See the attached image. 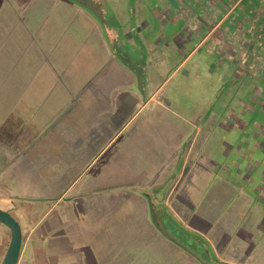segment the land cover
Wrapping results in <instances>:
<instances>
[{"label":"rangeland","instance_id":"1","mask_svg":"<svg viewBox=\"0 0 264 264\" xmlns=\"http://www.w3.org/2000/svg\"><path fill=\"white\" fill-rule=\"evenodd\" d=\"M86 1L90 8L54 0L51 11L42 17L47 7L44 10L41 5L36 6L35 2L32 4L31 0H0V208L7 211L16 209V205L27 201L28 193L43 194L37 188L29 189L37 179L54 181L58 178V186L51 194L58 193L69 179L66 175L71 169L67 164L65 148L52 140L83 132L84 112L91 101L81 96L78 101L65 104L66 95L49 94L40 102L41 93L30 90L49 85L59 87L60 82H57L58 76L53 69L62 66L61 70H57L61 82L69 81L67 76H71L74 84L79 85L86 73H92L87 80L92 87L105 85L110 89L119 85L121 79L126 83L124 86L137 87L141 95L145 94V100L150 91L157 90L155 94L160 95V102L150 100L141 106L143 99L136 104L133 115L125 118L117 137L93 167L81 169L79 177L82 181L83 177L85 179L91 174L92 169L99 166L101 160L106 159L109 161L106 170L108 175H122L125 178L127 174L120 171L114 159L111 161L120 152L124 157L127 155V158L136 154L138 157L149 156L153 160L154 156L156 162L161 156L168 158L169 155L165 153L171 150L178 153V157L173 159L175 169L166 168L163 183L159 187L139 185V192L143 196L151 195L155 200L149 219L150 229L154 222L160 221V229L155 226L157 230L154 234L157 233V237L163 241L173 242L166 245L171 249L170 256H155L163 259L157 264H264V244L253 249L256 251L253 254L249 251L241 256L234 252L230 259L224 255L226 249L214 252L210 247V242L217 238H221L219 241L225 238L227 244L231 240L236 242L239 226L243 225L245 229L248 226L250 229L249 217L245 222L239 219L244 216L245 206H248L252 197L251 192L254 189L260 190L259 195L264 192V172H258L264 171V80L263 77L248 74L249 69L262 68L264 63L248 62L249 52L236 40L232 41L235 54L241 57L237 59V77L232 76L231 67L227 70L224 63L218 65L214 56L209 61L204 52L212 49V45L200 47L194 51L193 56L185 59V53L193 48L196 37L187 43L181 41L184 42L181 51H172L171 54L165 51L167 54H163L162 58H155L146 46L144 48L135 44L138 42L136 36L132 37L135 40L132 43V38L125 35L128 33L127 24L131 25L137 19L131 10L133 0ZM195 1H198L199 6L203 5L201 10L205 12L201 23L209 30L218 17L208 15L205 0H189V7H193ZM117 3H122L124 8H118ZM31 11L35 14L32 21L37 22L38 19L41 25L29 32L26 27L30 28ZM186 15L189 19L196 16L191 13ZM89 16L94 22L88 19ZM147 16L140 15L141 24L146 22ZM149 18L154 24L164 20L169 34L174 26L180 27V20H176V16L162 14L158 9H153ZM181 18L183 26L185 15L182 14ZM153 30L154 27H151L150 38L153 37ZM216 33L223 34L221 31ZM135 34L138 35L137 32ZM236 39L238 42L239 38ZM170 40L172 43L179 42L176 39ZM167 42V38H164L159 44ZM38 45L49 48L41 53ZM223 46L226 49H222L227 52L228 46ZM65 47L68 52L64 51ZM229 49L230 52L234 51L232 46ZM112 55L118 56L122 66L132 69L134 86L128 84L130 78L127 76L112 74L117 71ZM212 62L216 67L211 71ZM148 69L154 75L151 80L145 78ZM57 104L63 105L62 109L49 121L52 115L50 109ZM72 108L74 110L68 113ZM226 118L239 124L234 128L225 125L223 123L227 121ZM209 121L216 123L212 133H209ZM228 127L232 130H228ZM208 135L209 139L205 141ZM213 135H216L215 143L212 141ZM42 136L51 138L41 141L39 138ZM201 142L204 154L208 152L213 155L220 165L215 173L210 172L205 176L200 190L196 192L194 202L198 201V206L192 208V217L200 220L201 224L194 228L190 224L192 220L189 213H182L183 220L179 221L163 203L169 184L177 175L179 156L183 157L188 146L195 149ZM131 150L135 151L134 154ZM191 157L192 154L189 156L188 167ZM140 160L142 167L144 160ZM30 161H40L43 165L30 166ZM224 169L231 170L229 175L233 180H227V174L221 172ZM135 175L132 174L131 178L137 182L140 177L142 180L144 173L136 179ZM241 184L244 185L242 188ZM177 192L174 196L172 192L168 195L171 203ZM256 212L255 208H251L247 216ZM139 224L137 232L140 236L153 239L152 229L146 235L143 221ZM225 259L229 262H225Z\"/></svg>","mask_w":264,"mask_h":264},{"label":"crops","instance_id":"2","mask_svg":"<svg viewBox=\"0 0 264 264\" xmlns=\"http://www.w3.org/2000/svg\"><path fill=\"white\" fill-rule=\"evenodd\" d=\"M61 1L71 4V6L74 3H71V0ZM31 2L32 4L35 2L36 6L41 5L44 10L47 7L45 14L42 16L45 17L46 13L51 11L54 0H31ZM205 2L207 3L208 15L218 17L209 30L201 23L205 11L201 10L203 5L199 6L198 1L194 2L193 7H189V0H133L131 10L137 15V19L133 20V24H127V29L130 28V30L126 29L128 33L125 35L129 38L136 36L138 42L135 44L144 48L146 46L149 53L154 54L155 58H162L163 54H167L165 51L168 54H171L172 51H181L184 42L187 43L192 37H196V42L193 48L189 50L190 52L185 50L187 51L185 59L193 56L194 51H198L200 47L207 44L212 45V49H207V52H204L205 55L209 57V61L210 57L214 56V61L218 65L224 63L227 70L231 67L233 77H237L236 64L237 59L241 57L235 54V46L232 41L236 40V43L249 52L248 62L264 63V0H254V2L249 0L246 3H243V0H226V2L225 0H205ZM117 6L118 8H124L122 3H117ZM88 8H90L89 5ZM153 9H158L162 14L176 16V20H180V27L174 26L175 28L171 29L172 32L169 34L166 31L168 27L164 26V20L161 23L154 24L149 18V15L153 13ZM30 13H32L30 24H28L30 28L26 27V29L32 32L41 24L38 19L37 22L32 21L35 14L32 11ZM187 13L196 16L189 19ZM253 13L255 15H252ZM182 14L185 15L183 26L181 25ZM140 15H148L146 22L143 24L139 21ZM242 15L241 20L233 21L234 17L238 19ZM88 19L93 21L90 16ZM163 19L165 18L163 17ZM226 19L233 24H227ZM151 27H154V34L150 38ZM205 29L208 32H205ZM217 31H221L223 34L219 35L216 33ZM136 32L138 35L135 34ZM133 38L132 43L135 41ZM164 38H167L168 42L164 43L165 45L159 44ZM236 38H239L238 42ZM170 39H176L179 42L172 43ZM223 45L228 46L227 52L225 51L226 47ZM229 46H232L233 52H230ZM223 47L225 49H222ZM48 48L49 46L38 45V50L41 53L47 51ZM64 51H67L66 47ZM149 57L150 54H148ZM111 59L115 61L114 67L117 69L116 73L112 74L120 77L127 76L130 78L128 84L134 86L135 79L132 75V69L122 66L117 55H112ZM211 65L212 71L216 66L214 62ZM61 68L62 66H59L57 70H61ZM57 70L54 68L53 72L58 76V79L54 74L53 77L56 78L57 82H60L59 87L49 85L30 89L41 93V96H39L40 102H43L49 94H63L67 96L65 104L70 101H78L81 96H85L86 100L91 101V103L84 112L85 128L83 132L59 136L57 139L52 140L63 149L65 148L67 153L65 157L71 172L66 175L69 179L64 183V187L58 193L51 194L58 186V178L54 181L37 179L29 189L37 188L43 191V194L28 193L27 201L16 205V209L9 210L18 220L21 228V246L16 264H157L158 261L161 262L163 259L157 257L170 256L171 249L166 245L173 242L163 241L162 238L157 237V233L154 234L155 230L160 229L158 227L160 221L154 222V226L151 227L153 239H149L148 236L144 235L141 237L137 232L140 226L139 222L143 221V225L146 227L145 234L149 235L148 232H151L149 219L151 220V212L155 205L153 196H143L139 192V185L159 187L163 183L166 168L175 169L173 159L178 157V153L171 150L169 153H165V155H169L168 158L161 156L156 162L154 156H152L153 160H150L149 156L148 158L147 156L138 157L133 150L131 151L134 156L131 155L133 157L130 158H127V155L124 157L120 152L111 161L115 160L120 171L127 174L125 178L122 175L110 177L106 172L109 161L103 159L98 167L92 169L88 177L85 179L83 177L82 181L79 180L81 169L85 167L84 170H86L88 167H93V164L102 156L103 151L107 149L108 145L122 130L125 118L133 115L136 104L144 99L145 94L141 95V91H138L137 87L136 89L135 87L124 86L126 83L121 79L119 85L110 89L105 85L92 87L87 82L92 73H86L83 76V82L81 81L79 85L74 84L71 76H67V79L70 78L69 81L62 80L61 82ZM120 70L123 73L121 75ZM124 72L126 73L124 74ZM248 74L253 77H263L264 64L262 68L249 69ZM102 76L105 77L103 74ZM153 76V73L148 69L145 78L151 80L154 78ZM156 91H150L148 98L144 99L141 106L150 100L160 102L158 100L160 95L155 94ZM119 94L120 96H118ZM124 94L127 96L123 97ZM61 106H58V104L57 106L53 105L54 108L50 109L52 115L49 116V121L58 115L62 109ZM73 110V108L70 109L68 113ZM226 119L227 121L223 123L225 125L234 128L235 125L239 124L236 121L232 122L230 118ZM239 122L242 121L239 120ZM208 125L211 126L209 133H212V127L216 123L209 121ZM229 129L232 130L228 127ZM47 138L51 137L42 136L39 139L42 141L47 140ZM212 138H214L212 139L214 143L217 142L216 135H213ZM208 139L209 135L205 138V141H208ZM202 148V142L195 149L190 145L184 152L183 157L179 156L180 163L177 175L169 184L163 203L170 208L172 214L179 221L183 220L182 213H189L192 220L190 224L194 228L201 224L200 220L192 217V208L198 206V201L194 202L196 192L200 190L205 176L210 172L215 173L216 169L219 170L217 167L220 165L213 155L208 154V152L204 154ZM207 148H216V146H208ZM191 154L192 157L188 167L187 163ZM140 159L144 160L142 167ZM28 165L38 167L43 163L30 161ZM221 172L227 174V180H233L229 175L231 170L224 169ZM141 173H144L142 180L140 177L135 182L131 178L132 174H136V179ZM250 173L252 172L250 171ZM187 174L186 180L182 182ZM237 185H239L238 182ZM243 186L241 184V188ZM262 190L264 191V187H262ZM176 191L178 192L171 203L168 195L172 192L174 196ZM251 194L252 197H250L248 206H245L243 212L244 216L239 219L240 222H245L249 217L250 229H248V226L246 229L243 225L242 227L239 226L240 231L238 230V240L236 242L231 240L227 244L225 238H223V241H219L221 238H217L215 241L210 242V247L214 252L226 249L224 255L227 259L232 258L234 252L240 253L241 256L249 251L253 254L255 248L264 244V192L259 195L260 190L254 189ZM259 203L260 206H258ZM251 208H255L257 212L252 216H247L251 213ZM158 215L160 216V214ZM185 224L187 225L186 222ZM9 236L8 228L0 223V263L7 248ZM158 245L160 246L158 247ZM173 247L175 248V245ZM224 261L229 262L226 259Z\"/></svg>","mask_w":264,"mask_h":264},{"label":"water","instance_id":"3","mask_svg":"<svg viewBox=\"0 0 264 264\" xmlns=\"http://www.w3.org/2000/svg\"><path fill=\"white\" fill-rule=\"evenodd\" d=\"M0 223L9 230V242L0 264H16L21 246V228L18 220L7 210L0 208Z\"/></svg>","mask_w":264,"mask_h":264},{"label":"trees","instance_id":"4","mask_svg":"<svg viewBox=\"0 0 264 264\" xmlns=\"http://www.w3.org/2000/svg\"><path fill=\"white\" fill-rule=\"evenodd\" d=\"M72 2H74V3H76V4H78V5H80V6H82V7H85V8H87L88 7V2L86 1V0H71ZM247 1H249V0H243V3H246ZM225 2H226V0H225ZM252 2H254V0H252ZM244 5V4H243ZM244 15V14H243ZM243 15L242 16H239V18L237 19V17H234V20L233 21H239V20H241V18L243 17ZM252 15H255V13H253ZM225 22H227V24H229V25H232L233 23H231V22H228V19H226V21ZM264 80V76H263V79H262V81Z\"/></svg>","mask_w":264,"mask_h":264}]
</instances>
